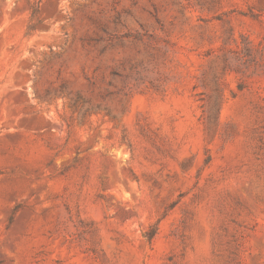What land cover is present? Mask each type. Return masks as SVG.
<instances>
[{
  "label": "rangeland",
  "instance_id": "374dc122",
  "mask_svg": "<svg viewBox=\"0 0 264 264\" xmlns=\"http://www.w3.org/2000/svg\"><path fill=\"white\" fill-rule=\"evenodd\" d=\"M35 1L0 0V264H264V0Z\"/></svg>",
  "mask_w": 264,
  "mask_h": 264
},
{
  "label": "trees",
  "instance_id": "16d2710c",
  "mask_svg": "<svg viewBox=\"0 0 264 264\" xmlns=\"http://www.w3.org/2000/svg\"><path fill=\"white\" fill-rule=\"evenodd\" d=\"M39 2H40V0H36L35 2H33L30 5V17L31 18H36L37 12H38V9H39ZM31 27H32V24H29L28 25V29H31ZM153 228H154V225H153ZM154 233H155L154 230L144 231L142 236L144 237V239L146 241L150 242L152 240V238H153Z\"/></svg>",
  "mask_w": 264,
  "mask_h": 264
}]
</instances>
